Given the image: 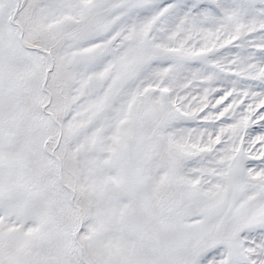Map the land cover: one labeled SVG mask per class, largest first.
Wrapping results in <instances>:
<instances>
[{"label": "snow or ice", "instance_id": "snow-or-ice-1", "mask_svg": "<svg viewBox=\"0 0 264 264\" xmlns=\"http://www.w3.org/2000/svg\"><path fill=\"white\" fill-rule=\"evenodd\" d=\"M0 264H264V0H0Z\"/></svg>", "mask_w": 264, "mask_h": 264}]
</instances>
